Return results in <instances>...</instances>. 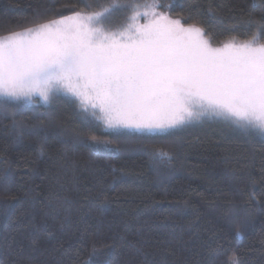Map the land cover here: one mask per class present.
Instances as JSON below:
<instances>
[{
  "label": "trees",
  "instance_id": "obj_1",
  "mask_svg": "<svg viewBox=\"0 0 264 264\" xmlns=\"http://www.w3.org/2000/svg\"><path fill=\"white\" fill-rule=\"evenodd\" d=\"M114 2L0 0V37L70 16L73 10L99 12ZM119 2L143 5L153 0ZM210 2L229 22L233 15H242L241 9L264 8L262 0H158L175 6L171 11L157 10L173 19L191 17L189 23L200 20L214 37V46L232 37L251 38L254 30L242 26L229 30L228 24L210 18ZM131 14L114 11L112 28L124 26ZM15 110L14 103L0 99V180L9 170L14 177L10 184L0 183L3 264H85L90 240L97 233L105 243H115L111 264H231L232 250L243 264H264V246L259 243L264 221L256 220L245 231L242 218L253 215L255 207L226 188L229 170L243 175L248 168L258 172L264 166V140L199 126L155 135L106 133L94 121L90 125L82 121L72 102L57 97L49 106L25 105L16 118L31 125L36 120L29 118L36 113L41 119L55 118L58 127L45 137H26L17 144L12 126ZM90 136L119 144V155L95 154L81 142ZM157 151L173 158L154 160ZM222 191L228 195H221ZM257 198L264 196L257 191ZM185 201L199 209L198 220L180 211ZM234 213H239V221ZM237 223L243 231L241 239L236 237Z\"/></svg>",
  "mask_w": 264,
  "mask_h": 264
},
{
  "label": "snow or ice",
  "instance_id": "obj_2",
  "mask_svg": "<svg viewBox=\"0 0 264 264\" xmlns=\"http://www.w3.org/2000/svg\"><path fill=\"white\" fill-rule=\"evenodd\" d=\"M174 6L159 4L158 0L151 5L116 0L99 12L73 10L70 16L60 15L0 37V97L15 104L12 126L17 144L26 137H45L58 127L53 117L41 119L34 113L29 119L36 123L31 125L16 117L23 114L25 105L38 103L37 97L44 104H52L61 92L72 98L86 124L98 118L97 109L103 113L106 129L164 131L216 115L226 117L228 126L246 135L264 138V8L255 5L249 12L241 9L242 15H233L229 22L210 2V18L228 24L229 30L237 26L254 30L250 39L232 37L214 46V37L200 20L189 23L191 17L173 19L166 12L155 11H171ZM141 8L151 9L152 14L144 24L138 21L147 19L149 12H141ZM117 10L132 14L121 30L112 31L106 22ZM81 142L97 155L120 153L119 144L110 140L90 136ZM172 158L167 152L153 153L154 160ZM227 175L226 188L232 196L255 207L253 215L242 218L244 230H249L256 220L264 221V199L257 198V191L264 196V166L258 172L253 167L243 175L231 170ZM13 178L9 170L0 183L10 184ZM11 199L20 202L18 197ZM180 211L199 219V209L187 206V201ZM234 219H241L239 213H234ZM235 233L238 239L243 238L239 223ZM215 235L213 232L209 239ZM259 243L264 246V233ZM90 244L85 264H111L114 242L105 243L97 233ZM221 247L217 245V249ZM228 261L243 264L235 250Z\"/></svg>",
  "mask_w": 264,
  "mask_h": 264
},
{
  "label": "rangeland",
  "instance_id": "obj_3",
  "mask_svg": "<svg viewBox=\"0 0 264 264\" xmlns=\"http://www.w3.org/2000/svg\"><path fill=\"white\" fill-rule=\"evenodd\" d=\"M149 5H151V4H149ZM140 11L141 12L148 11L149 12V16H148L147 19L141 17L139 19L138 23L144 24V23L149 22V20L152 19L151 9L141 8ZM155 11L159 12L157 9H155ZM106 26L109 29H111L112 31H119L123 27V26L122 27L120 26L118 29L117 28L113 29L112 27L114 26V22H113V20L110 17L108 18V20L106 22ZM58 97L65 98V99L69 100L70 102H72V98L69 95H67V94H65L63 92L59 93ZM0 99H4L5 100V98H3V97H0ZM36 99H37L38 103H40V104H42L44 106L51 105V104H44V102L39 97H37ZM27 105H31V104H27ZM73 106L76 109V111H78L77 105L75 103H73ZM96 111H97V114H98V118H95L92 121L97 123L100 126V128L102 129V131H104L106 133L132 132V133H137V134H141V135H155V134H163V133H166L168 131H171V130H174V129H178V128H191L193 126L206 127L209 130L213 129V130H216L217 132H219L220 134H226V135H236L238 133H244L243 131H241L239 128H237L235 126H228V119L226 117H224V116H216V115L205 116V117L201 118L200 120H193L191 123L186 124L184 126L177 127V128H172V129H167V130H164V131L157 130V131H153V132H147V131H138L136 129H123V128L122 129H106V127H105V125L103 123V119H102L103 113H100L98 109ZM255 137H258L259 139L264 140V138H261L259 136H255Z\"/></svg>",
  "mask_w": 264,
  "mask_h": 264
}]
</instances>
